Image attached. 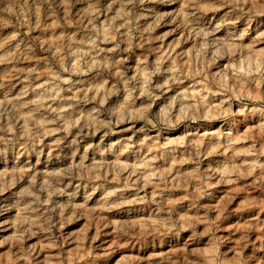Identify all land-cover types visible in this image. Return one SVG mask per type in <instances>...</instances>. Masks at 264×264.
<instances>
[{"label":"rangeland","instance_id":"374dc122","mask_svg":"<svg viewBox=\"0 0 264 264\" xmlns=\"http://www.w3.org/2000/svg\"><path fill=\"white\" fill-rule=\"evenodd\" d=\"M0 264H264V0H0Z\"/></svg>","mask_w":264,"mask_h":264}]
</instances>
